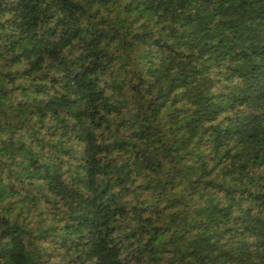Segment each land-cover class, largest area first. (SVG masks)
<instances>
[{"label": "trees", "instance_id": "1", "mask_svg": "<svg viewBox=\"0 0 264 264\" xmlns=\"http://www.w3.org/2000/svg\"><path fill=\"white\" fill-rule=\"evenodd\" d=\"M0 264H264V0H0Z\"/></svg>", "mask_w": 264, "mask_h": 264}]
</instances>
